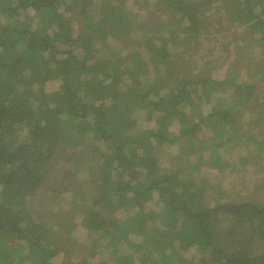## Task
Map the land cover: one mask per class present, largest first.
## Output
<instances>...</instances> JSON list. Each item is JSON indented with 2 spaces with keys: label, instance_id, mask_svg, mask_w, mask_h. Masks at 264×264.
I'll return each instance as SVG.
<instances>
[{
  "label": "trees",
  "instance_id": "1",
  "mask_svg": "<svg viewBox=\"0 0 264 264\" xmlns=\"http://www.w3.org/2000/svg\"><path fill=\"white\" fill-rule=\"evenodd\" d=\"M0 264H264V0H0Z\"/></svg>",
  "mask_w": 264,
  "mask_h": 264
},
{
  "label": "rangeland",
  "instance_id": "2",
  "mask_svg": "<svg viewBox=\"0 0 264 264\" xmlns=\"http://www.w3.org/2000/svg\"><path fill=\"white\" fill-rule=\"evenodd\" d=\"M131 2H132V0H129V3H131ZM208 39H209V43H208L209 47L212 48L213 47L212 40H211V38H208ZM224 71H225V66L223 68L219 69L218 71H216V73L219 75V77H222V75L224 74ZM165 150H170L174 153H181V154H183L182 152L186 151V149L181 148L177 143L170 145V146L166 145ZM200 172H202V175H206V176H209V177H212L215 179L218 178L222 182V184L225 185L226 187H228V185H230L233 182V180L235 179V175H234V177L230 176V173H228L227 171L219 173L216 169H210L209 166H205L204 168H202V170ZM200 172H198V173H200ZM83 175H85V172L83 173ZM68 199H69V197H67V195L62 197V202L65 204V206H69V204H67ZM150 205L152 207H155L156 209H158V206H156L155 204L153 205L152 203H150ZM54 206L55 205H51L50 207H54ZM78 219H79V217H78ZM74 236H75L74 237L75 240H77V241H83L84 239L86 241L87 230H86L85 226L81 225V224L78 225L74 231Z\"/></svg>",
  "mask_w": 264,
  "mask_h": 264
}]
</instances>
